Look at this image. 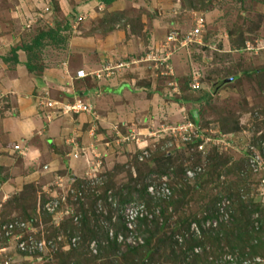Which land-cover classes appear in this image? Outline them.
<instances>
[{
	"label": "rangeland",
	"instance_id": "rangeland-1",
	"mask_svg": "<svg viewBox=\"0 0 264 264\" xmlns=\"http://www.w3.org/2000/svg\"><path fill=\"white\" fill-rule=\"evenodd\" d=\"M111 5L101 0H0V32L16 36V45L29 43L40 30L49 27L62 30L54 39L44 37L43 44L32 50L31 60L39 68L49 64L66 65L67 60L73 59L67 65L69 70L76 66L74 58L80 56L78 47L83 38L88 37L86 42L90 45H99L106 37L107 50L114 52L108 59L110 64L124 61L127 65L113 66L110 73L105 75L103 71L98 77L93 71L98 73L105 61H100L94 50L90 57L93 60L86 67L91 73L88 76L95 81L118 76L117 81H127L133 87L135 80V85L144 88L147 94H158L154 97V111L142 123L137 120L109 122L99 128L97 117H92V140L77 142L87 152L85 168L78 175L66 177L63 173L49 176L44 183L26 182L21 195L18 191L5 199L0 197L1 206L10 209L8 216H11L17 210L30 209L36 193H41L46 198L39 212H44L43 205L48 199L64 197V203L59 202L60 208H57L61 212L45 211L47 215L33 224L34 236L42 239L48 248L43 252L46 260L41 264H73L75 257L71 255L67 261L64 257L72 249L87 259L86 264H139L134 253L119 256L126 248L143 242L142 230L153 233L149 234L148 249L141 251L140 256L146 255L140 261L148 262L149 258L152 260L149 264H226L228 260L227 264H233L223 232L217 235L212 232L229 225L231 207L238 197L246 207L257 205L251 218L264 215V185L259 180L264 177V169L258 165L253 169L243 150L246 141L257 139V131L264 132V0H126L115 8ZM197 14L203 17V47L194 44L188 48L176 47L167 53L168 74L164 73L163 66H154L151 60L134 62L149 50L160 54L166 32L172 27L181 30L193 25ZM64 24L69 27L67 31L62 29ZM238 36L242 37L240 45ZM165 52L161 50L162 56ZM196 71L200 86L192 88L189 83L198 74ZM230 76L233 78L225 81ZM125 100L121 94L116 101ZM192 109L198 127L190 138L198 136L197 142L207 150L204 155L197 151L192 140H182L187 132L183 127L190 120ZM227 131H231V136L223 134ZM98 139L100 146L96 145ZM81 154L84 153L70 152L71 156ZM217 162L224 163L215 165ZM186 169L191 174H186ZM162 181L168 192L159 193L157 196L162 199L148 208L143 199L146 196L139 198L137 190L145 184L149 197L151 192L147 186L160 185ZM175 181H185L191 186L200 183V187L191 188L181 207L172 211L173 204L162 200L169 199L171 186L177 185ZM29 183L36 186L25 187ZM211 197L215 198V216L201 219L207 212L205 203ZM130 202L142 205L147 227L137 223L138 220L132 223V228L125 226L121 209ZM83 214L87 216L91 233L80 225L79 217ZM189 214L195 218L188 227L182 226L177 216ZM152 219L158 223L157 227L151 223ZM254 224L257 225V220ZM214 235L215 240L211 238ZM263 236L264 229L257 232V237ZM71 237L76 238L75 245L64 249ZM190 237L196 242L183 254L179 250L185 248L184 241ZM108 239L118 245L115 252L94 257L98 246L105 245ZM92 240L96 243L95 250L89 244ZM233 253L236 255V250ZM6 254L9 264H38L25 253L13 251L12 246ZM194 255H198L197 260L191 263ZM4 258L7 257L0 255L1 260ZM241 264H264V255L245 257Z\"/></svg>",
	"mask_w": 264,
	"mask_h": 264
},
{
	"label": "crops",
	"instance_id": "crops-1",
	"mask_svg": "<svg viewBox=\"0 0 264 264\" xmlns=\"http://www.w3.org/2000/svg\"><path fill=\"white\" fill-rule=\"evenodd\" d=\"M120 1L111 2V8ZM6 36L5 39L3 37ZM0 32V197L5 199L18 192L24 183L43 182L50 176L65 173L66 177L78 175L84 169L83 155L71 156V140L86 143L90 136L91 118L96 119L99 128L109 122L134 120L142 123L154 111L158 94L145 92L144 88L114 79H93L91 76L75 77L76 68L89 67L94 50L100 61L111 59L113 51L107 50L106 37L99 45H90L83 38L79 45L80 56L75 65L67 69L59 63L45 65L30 72L25 64V52L15 50L16 60L3 59L10 55V47L16 45V36ZM15 39V40H14ZM3 40V41H1ZM86 42V43H85ZM102 65V64H101ZM99 66V65H98ZM75 67V68H74ZM66 70V72H65ZM88 72V71H87ZM66 73V74H65ZM92 79V80H91ZM127 85V88L124 87ZM46 92L52 98L71 100L74 96L92 104L96 116L87 112H77L54 119H46L37 106V95ZM126 97L123 103L116 101L120 95ZM155 97V98H154ZM158 100V99H157ZM101 133H98L100 138ZM96 142L98 146L101 142ZM98 143V144H97ZM18 144V147H14ZM78 145V144H77ZM79 146V145H78ZM100 146V145H99ZM88 157L91 158L90 153ZM88 168L91 163L88 162Z\"/></svg>",
	"mask_w": 264,
	"mask_h": 264
},
{
	"label": "built area",
	"instance_id": "built-area-1",
	"mask_svg": "<svg viewBox=\"0 0 264 264\" xmlns=\"http://www.w3.org/2000/svg\"><path fill=\"white\" fill-rule=\"evenodd\" d=\"M202 26H203V17L201 14H197L194 17V23L193 25L184 28V29H178L172 27L169 29L163 38V45L162 49H159L160 54L155 55L152 53L151 50L146 52L144 57H139L137 59H134V62L139 61H145L151 60L154 62V66H163L165 71L164 73H169L170 68H168V60H167V53H170L174 48L176 47H185L188 48L190 45H202ZM165 49V55L162 56L161 50ZM154 54V55H153ZM127 65L124 61H119L115 65H111L110 62L107 60L105 63H102L101 67L98 68V73L96 71H93V74L101 77L102 72L104 71L105 75L111 72V68L113 66H123ZM168 68V71H167ZM193 72V71H191ZM198 74L193 75L192 82L189 83V85L192 88H198L200 80L199 72L196 71ZM167 73V74H168ZM91 74L89 71H85L83 68H76L74 70V76L75 77H85L86 75ZM38 103L37 106L41 109L42 115L46 119H54L59 116L63 115H71L73 113L77 112H87L89 114H92L96 116V114L93 111V107L91 102L84 101L80 97L74 96L71 100H62L59 98H52L51 96H48L46 92L37 95ZM197 123L193 122L191 120L187 121L184 125L183 129L186 133H181L182 140H192L191 142L194 143L195 147H197V151L200 152L202 155L207 152L206 148L204 150V147L201 142L198 141V136L195 135L193 138H190L191 135H194L193 131H197ZM190 132V133H189ZM211 132V131H210ZM219 134L218 131H215ZM205 135L207 133L205 130L203 131ZM262 131H257V139L254 141H246L243 145V150L246 151V154L248 155L247 160L250 163L251 166H253V169H255L256 165L260 166L264 169V134L261 135ZM225 135L231 136V131H227L223 133ZM221 134V135H223ZM130 138L134 139V136L132 133H130ZM199 138H202L201 135ZM71 151L81 152L85 153L84 146H78L76 142L71 140ZM15 148L18 147V144L13 145ZM79 150V151H78ZM146 153V152H144ZM94 164H98L97 162ZM186 174H191L190 169L185 170ZM164 176V175H161ZM260 182L264 185V177H261ZM149 190L150 195L151 194H164L165 192H168V187L166 184L162 181L160 185H154L150 184L146 188ZM162 191V192H161ZM148 192V191H147ZM77 192L75 193V195ZM74 195V198H75ZM53 198L48 199L44 205L43 210L47 212H53L58 213L61 212L57 211V208H60L59 204L64 203V197L58 196L55 198V196H52ZM60 202V203H59ZM142 205H134V203L130 202L127 205H124V207L121 209L122 214V220L123 223H125V226L128 228H132V223L135 222L138 218L142 217L141 213ZM66 213V208H64V211ZM73 220L76 221V217H73ZM35 228L31 221L24 220V219H9L6 221L1 222L0 221V241H3V243L0 245V255L3 254V257L6 256L7 258H4L3 260L0 259V264H9L7 256V249L12 246L13 251L19 252V253H25L28 257H32L36 261H38V264H41L43 261H45V257H43L44 253L46 252L47 245L45 242L40 239L39 237H35ZM76 238L71 237L69 239V242L63 247L64 249H69L75 245ZM95 241V240H94ZM93 240L89 243L93 250H95L96 243ZM48 243V240H47ZM4 252V253H3Z\"/></svg>",
	"mask_w": 264,
	"mask_h": 264
},
{
	"label": "trees",
	"instance_id": "trees-1",
	"mask_svg": "<svg viewBox=\"0 0 264 264\" xmlns=\"http://www.w3.org/2000/svg\"><path fill=\"white\" fill-rule=\"evenodd\" d=\"M103 3L105 4H110L112 1L114 0H101ZM68 25L64 24L62 26L63 30H68ZM62 30H60L59 28L55 27V28H47L45 30H40L36 35H34L31 38V41L29 43H20L18 45H14L12 47H10V55L9 56H3V59H11L13 61L16 60V53L15 50L17 48H21L22 50H24L25 52V61L24 64L26 66V68L32 72L33 70H38L40 69L39 66L31 60L32 58V50L33 49H38L42 44H43V38L48 36L50 38H53ZM238 43L239 45L242 44V37L238 36ZM203 47V45H202ZM216 85V82L214 83ZM175 96V95H174ZM178 98V97H177ZM180 98V97H179ZM178 98V99H179ZM200 97H197L196 99H199ZM189 117L190 120L193 122H197V118L195 117V110L192 109L191 112H189ZM229 127H227L228 129ZM225 130V128L223 129ZM264 132L261 133V135H263ZM224 162H217L215 165L221 164ZM178 171L181 173V169L179 168ZM176 177H180L177 173H176ZM177 183L176 186L172 187L171 186V190H170V195H169V199H163V202L166 203H172V211H177L179 209V207H181V205L184 203L185 201V196L186 194L189 192V190L191 188L196 189L198 187H200V183L199 184H195V185H189L187 184L185 181H175ZM36 183H29L26 186L29 185H33L34 187ZM146 185L142 184L140 189L137 190L138 193V197L139 198H143L144 196H146V198L144 201H146V206L148 208H151V206L155 203H158L160 199H162L161 197L157 196L158 194H156V196H154L153 194H151V196L149 195V197L147 196L146 190H145ZM24 186H22V188L19 190L18 195H21L22 190H23ZM39 189V188H38ZM37 191V190H36ZM161 194V193H160ZM235 194H237V192H235ZM175 195V196H174ZM238 195V194H237ZM15 197V196H14ZM155 198L153 200H151L152 198ZM238 197V196H237ZM13 198V197H12ZM46 197H44L43 195H41V193H36V197L34 199V201L32 202V207L28 210H17V212H15L14 215L8 216V214L10 213V209H7L5 206L3 207V205L1 206V222L8 220V219H24V220H29L32 222V224H37L38 222L41 221V219H43L42 215L46 214L45 211L42 212L40 210V204L42 203V201L45 199ZM10 199V198H9ZM32 199V200H33ZM122 200H127V198L122 197ZM152 201V202H151ZM214 203H215V198L211 197L208 199V201L205 203V210L207 211L204 216L201 217V219H207V218H211L214 217ZM246 203L243 202L239 197L237 198V201L232 205V211L230 213L231 216V221L229 223V225H227L226 228H224L225 226H221V228L217 231H213L212 233H215L216 235L218 234L217 232H223L222 233V237L226 240V244H227V251H229L232 255H233V264H241L243 258L245 257H253L255 254H261L264 255V236L260 239L259 237H257V232L264 229V215L263 218L262 217H250L251 212H253L255 209H257V205L255 204L254 207H246ZM14 208V207H13ZM18 208L20 209L21 207L18 206ZM164 210L165 208L162 207ZM230 208V207H229ZM162 209V210H163ZM16 209H13L12 211H15ZM167 216V215H166ZM165 218V217H164ZM193 217L192 215H179L177 216V221L180 222V224L182 226L185 225V227L189 226V222ZM48 219V216H47ZM80 220V225H83L86 231H89L88 233H91L92 230H90L91 228L89 227V225H87V216L86 215H81V217H79ZM138 222L137 223H144L145 226L147 227L148 223L146 222V216L145 217H140L137 219ZM254 220H257V225L254 224ZM151 223H154L155 226L157 227V222L155 221V219L151 220ZM155 227V228H156ZM223 229V230H222ZM142 235H143V242L137 246H134L133 248H126V252L122 253L121 256H119V258H123V256L126 253H134V257H138V263L139 264H149L148 262H150L151 259H147L148 262H144L143 260L140 261L141 259H143L142 257L146 255L143 254V256H140L141 251L145 250L146 248L148 249V244L150 241V237L149 234L153 233V231H149V230H142ZM145 232L148 233L145 235ZM203 233V231H202ZM173 234V233H171ZM170 234V235H171ZM105 235V234H104ZM216 235H214L213 238L214 240L216 239ZM218 239V238H217ZM185 242V248L181 249L179 251H181V253L184 254L186 249H191L192 245L194 242H196L194 237H190L187 239V241ZM199 242V241H198ZM118 245L116 244V242L114 240L108 239L105 243V245H99L98 246V253L94 255V257H98V256H107L110 253H114L115 252V248H117ZM236 250V255L233 253ZM171 252L174 253V250L171 248ZM75 257V259H73L72 261L74 262L73 264H86L87 259L83 258L82 256H80V252H75V250H70L68 252H66L64 254V257L66 258V261L70 258V256ZM152 255V254H149ZM198 256V255H197ZM197 256L194 255V260H192L191 263H195V260H197ZM151 257V256H148ZM125 258V257H124ZM145 259V258H144ZM152 261V260H151ZM225 263V262H224ZM227 263H230V261L227 260ZM226 263V264H227ZM135 264V263H134Z\"/></svg>",
	"mask_w": 264,
	"mask_h": 264
},
{
	"label": "water",
	"instance_id": "water-1",
	"mask_svg": "<svg viewBox=\"0 0 264 264\" xmlns=\"http://www.w3.org/2000/svg\"><path fill=\"white\" fill-rule=\"evenodd\" d=\"M233 77L232 76H230V77H228L227 79H225V81L227 80H231Z\"/></svg>",
	"mask_w": 264,
	"mask_h": 264
},
{
	"label": "clouds",
	"instance_id": "clouds-1",
	"mask_svg": "<svg viewBox=\"0 0 264 264\" xmlns=\"http://www.w3.org/2000/svg\"><path fill=\"white\" fill-rule=\"evenodd\" d=\"M89 75V74H88ZM1 204H2V201L0 202V206H1ZM1 208V207H0Z\"/></svg>",
	"mask_w": 264,
	"mask_h": 264
}]
</instances>
